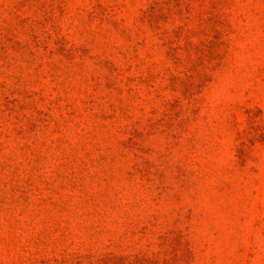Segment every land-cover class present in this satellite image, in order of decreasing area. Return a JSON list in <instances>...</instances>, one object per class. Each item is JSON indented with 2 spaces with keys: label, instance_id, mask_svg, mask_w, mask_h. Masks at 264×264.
<instances>
[{
  "label": "rangeland",
  "instance_id": "obj_1",
  "mask_svg": "<svg viewBox=\"0 0 264 264\" xmlns=\"http://www.w3.org/2000/svg\"><path fill=\"white\" fill-rule=\"evenodd\" d=\"M0 264H264V0H0Z\"/></svg>",
  "mask_w": 264,
  "mask_h": 264
}]
</instances>
